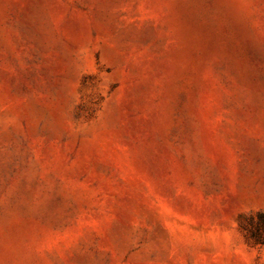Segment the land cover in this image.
Masks as SVG:
<instances>
[{"label": "rangeland", "instance_id": "obj_1", "mask_svg": "<svg viewBox=\"0 0 264 264\" xmlns=\"http://www.w3.org/2000/svg\"><path fill=\"white\" fill-rule=\"evenodd\" d=\"M262 213L264 0H0V264H264Z\"/></svg>", "mask_w": 264, "mask_h": 264}, {"label": "trees", "instance_id": "obj_2", "mask_svg": "<svg viewBox=\"0 0 264 264\" xmlns=\"http://www.w3.org/2000/svg\"><path fill=\"white\" fill-rule=\"evenodd\" d=\"M260 216H261L262 221H261V225L258 226L259 231L264 230V214L262 213V214H260ZM259 234L256 235V237H255L258 242H260V235Z\"/></svg>", "mask_w": 264, "mask_h": 264}]
</instances>
